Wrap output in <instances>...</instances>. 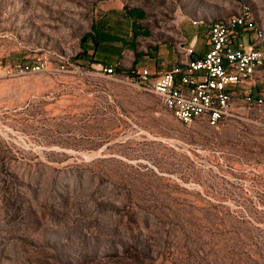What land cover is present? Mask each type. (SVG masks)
Segmentation results:
<instances>
[{
  "label": "rangeland",
  "instance_id": "1",
  "mask_svg": "<svg viewBox=\"0 0 264 264\" xmlns=\"http://www.w3.org/2000/svg\"><path fill=\"white\" fill-rule=\"evenodd\" d=\"M238 7L0 0V264H264V69L216 127L137 78Z\"/></svg>",
  "mask_w": 264,
  "mask_h": 264
},
{
  "label": "built area",
  "instance_id": "2",
  "mask_svg": "<svg viewBox=\"0 0 264 264\" xmlns=\"http://www.w3.org/2000/svg\"><path fill=\"white\" fill-rule=\"evenodd\" d=\"M253 11L239 0L235 18L208 25L207 50L202 56L183 58L174 70L153 79L147 69L137 71L138 84L184 125L204 119L210 127L218 126L237 93L247 105L260 106L262 100L250 97V88L264 69V32ZM192 53V48L187 49V55ZM105 71L112 74L111 68Z\"/></svg>",
  "mask_w": 264,
  "mask_h": 264
},
{
  "label": "crops",
  "instance_id": "3",
  "mask_svg": "<svg viewBox=\"0 0 264 264\" xmlns=\"http://www.w3.org/2000/svg\"><path fill=\"white\" fill-rule=\"evenodd\" d=\"M245 5L246 6L248 5L247 8L250 6L251 8H253L254 11H257V12L260 13V15H258L259 18H257V19L262 22L263 31H264V0H245ZM255 5L257 7H255ZM197 44H198V37L197 36H193L190 39V41H189V46L192 48L193 53L191 55H187V54L184 55L182 57V59L183 58L194 59V58L202 56L205 53V51L207 50V37H206V42L203 45V48L201 49L200 53H197L195 51L196 47H197ZM181 60H178V63L176 61L173 62L172 65H170L171 62L169 63V62H166V61H164L162 64H166V66H167L166 68H168V70H172V69L176 68L179 65ZM155 69H157V68L155 67ZM153 73H159V72H157V70L156 71L154 70Z\"/></svg>",
  "mask_w": 264,
  "mask_h": 264
},
{
  "label": "bare ground",
  "instance_id": "4",
  "mask_svg": "<svg viewBox=\"0 0 264 264\" xmlns=\"http://www.w3.org/2000/svg\"><path fill=\"white\" fill-rule=\"evenodd\" d=\"M247 7V6H246ZM238 10H239V7H238ZM233 18H235V15L234 16H231V17H228V18H225V19H223V20H230V19H233ZM196 23V22H195ZM264 32V31H263Z\"/></svg>",
  "mask_w": 264,
  "mask_h": 264
},
{
  "label": "trees",
  "instance_id": "5",
  "mask_svg": "<svg viewBox=\"0 0 264 264\" xmlns=\"http://www.w3.org/2000/svg\"><path fill=\"white\" fill-rule=\"evenodd\" d=\"M92 42H94V44H97V43H98V41H97V40H95V41H92Z\"/></svg>",
  "mask_w": 264,
  "mask_h": 264
}]
</instances>
